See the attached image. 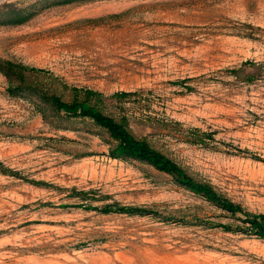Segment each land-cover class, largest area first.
<instances>
[{"label":"rangeland","instance_id":"374dc122","mask_svg":"<svg viewBox=\"0 0 264 264\" xmlns=\"http://www.w3.org/2000/svg\"><path fill=\"white\" fill-rule=\"evenodd\" d=\"M0 58L45 71H0V264H264L235 216L110 158L102 127L45 98L99 91L131 134L264 213V0H0Z\"/></svg>","mask_w":264,"mask_h":264},{"label":"trees","instance_id":"16d2710c","mask_svg":"<svg viewBox=\"0 0 264 264\" xmlns=\"http://www.w3.org/2000/svg\"><path fill=\"white\" fill-rule=\"evenodd\" d=\"M20 13V11L14 13V19L10 20V24H18L24 19V16L20 15ZM0 71L4 73L8 81L10 80V74L14 73L22 75L24 71L45 72L33 66L14 63L9 60H2L1 58ZM7 91L10 94L14 93L10 84L7 87ZM72 92L73 98L70 101L61 100L54 95L46 96L45 98L56 110H63L75 116L87 117L93 124L102 127L110 139L114 141L113 145L107 147V155L110 158L141 160L159 172L170 174L183 188L201 196L204 200L216 206L220 211L235 216L239 220V225L235 226L239 232L252 235L254 238L264 242V213L241 208L239 204L218 194L208 182L197 181L186 174L174 160L156 150L146 139L131 134L126 127L124 118L116 120L111 115L102 112L96 104H91V102L95 103V101L102 99V94L99 91L73 87ZM127 94L126 92H117L112 96L122 97ZM101 210L133 214L143 213L145 209L139 206H116L114 208L107 203L101 207ZM218 226L224 231L230 230L228 225Z\"/></svg>","mask_w":264,"mask_h":264}]
</instances>
